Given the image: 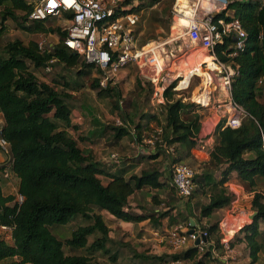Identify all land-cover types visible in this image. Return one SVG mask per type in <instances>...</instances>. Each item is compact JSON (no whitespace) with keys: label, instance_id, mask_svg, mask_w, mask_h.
<instances>
[{"label":"trees","instance_id":"16d2710c","mask_svg":"<svg viewBox=\"0 0 264 264\" xmlns=\"http://www.w3.org/2000/svg\"><path fill=\"white\" fill-rule=\"evenodd\" d=\"M158 2L151 0L150 7ZM32 8L33 3L27 0H0V115L3 120L0 137L7 143L6 150L0 147L5 158L0 165V264H96L93 255L109 254L110 229L105 216L125 223L145 220L158 223L160 218L170 216L175 209L135 214L129 210V198L144 188L159 190L166 186L170 192L176 193L170 186L172 166L190 158L195 160L192 151L197 150L204 108L184 101L180 92L173 90L177 84L175 81L165 89L164 103L157 105L163 120L150 135L144 136L143 126L140 123L134 125L129 115L123 116V126L111 127L114 142L131 136L140 146L152 140L153 146H149L148 152L141 157L145 160L155 161L163 153L169 154L168 183L162 179L164 171L155 168L128 177L126 169L106 171L103 162L96 160L91 150L80 148L69 132L76 130V126L71 119V95L66 89L77 90V81L73 83L74 87L59 80L51 85L40 81L34 73L35 70L49 69L54 63L68 69L79 67L75 72L78 79L87 80L93 71L97 74L98 71L64 45L65 30L45 27L46 21H29ZM219 17L226 21L237 20L247 34L242 51L234 50L235 41L230 37H224L215 46L218 59L235 72L231 81V98L243 109L246 117L236 129L225 127V120L220 121L213 133L214 144L208 158L196 160L203 163L205 171L199 176L195 173L191 195L180 198L176 194L175 197L179 201L186 200L185 204L189 205L194 194L204 195L210 186L223 188L234 176L232 179L251 195L250 204L256 215L249 225L243 226L229 240V246L236 248V245L246 243L251 264H255L262 248L258 243L263 234L259 226L264 223V194L256 190L264 182V95L258 87V82L264 80V0H227V8ZM7 21L29 34H55L58 42L50 48H43L35 41L23 44L14 40L3 45ZM27 23L30 24L27 26ZM234 52L235 55L230 57ZM55 84H62V88L57 89ZM90 87L99 90V98H116L114 107L120 110L121 95L117 87L100 89L96 78L92 79ZM150 118L157 119L154 115ZM129 127L133 128L132 131ZM7 170L17 181L16 197L3 194ZM215 172H219L217 180ZM17 196L23 199L20 204ZM233 198L228 194L210 196L208 203L199 210L200 218L209 219L227 207ZM151 200L155 207L164 203L157 193ZM77 218L87 224L77 227L69 239L61 241L57 229ZM193 220L195 228L206 231L207 240H212L218 223L204 228ZM173 221L174 218L170 217L169 224ZM187 226L190 227L189 220ZM1 227L9 229L2 231ZM89 237L94 238L92 242ZM219 242L216 239L215 249L220 246ZM64 247L85 253L66 254ZM116 257V253L109 255L113 261ZM148 260L205 264L206 260H212V247L203 252L190 247L167 257L134 253L131 264H144Z\"/></svg>","mask_w":264,"mask_h":264},{"label":"rangeland","instance_id":"374dc122","mask_svg":"<svg viewBox=\"0 0 264 264\" xmlns=\"http://www.w3.org/2000/svg\"><path fill=\"white\" fill-rule=\"evenodd\" d=\"M30 3L34 4V0H27ZM151 0H132L128 4V8H136L133 13L139 17V22L133 27L134 33L138 38L139 44H146L151 42H162L169 38L171 33L172 26V15L174 9L178 8L177 4L187 3L185 0H159L158 3L151 6ZM179 2V3H178ZM30 21V20H29ZM30 23H27L28 26ZM45 27L56 28L59 27L64 30L66 23L62 19H50L45 22ZM179 25V24H178ZM19 40L23 44H27L29 41H35L41 44V47H52L58 42V37L55 34H29L22 31L20 28L16 27L11 21L6 22V32L4 34L2 44L7 42ZM184 40V41H183ZM179 41L178 44L186 42V39ZM205 53L201 50H198L195 55L190 57L187 60V64H181L179 71L185 74L188 77V74L191 70L197 68L198 75H194L192 78H186L182 83L181 89L185 86H188L187 89L180 91V97L182 96L184 101L189 103H195L201 107L200 97L201 91L204 84V74L208 70L205 66L199 67L201 62L204 61ZM209 62L208 60H206ZM200 68V69H199ZM79 69H68L61 64H55L49 69L43 68L35 70L34 73L40 81L47 82L51 85L55 83V80L66 81L69 85L74 87V82L77 81L78 88L77 90L66 89L71 99L69 104L72 110L71 119L72 123L76 126V130H70L71 136L77 141L78 146L82 149L91 150L95 159L102 161L104 164V169L108 172H114L119 169H126V177L129 175H139L142 170L147 169H159L163 172V168H166V175L170 171L169 165V154L163 153L155 161H148L144 158L143 152L137 149V143L131 139V136L122 138L119 142H114L112 136L111 127H116L114 124V119L120 118L123 122V116L129 115L134 120V125L140 123L143 126L144 136H148L151 132L158 127V124L163 120L162 115L160 114L159 106L151 103V86L139 74H136L133 69L127 71L126 74L122 76V80L116 86L117 90L120 92V101L118 106L120 110L115 109V99L116 98H104L97 97L99 90H93L90 87L91 81L93 78H97L96 71H93L92 77L84 80L78 79L75 72ZM176 68H172V72H175ZM203 77V78H202ZM183 79H181L182 81ZM177 82V80H175ZM139 82V85L137 84ZM179 83V82H178ZM178 83L176 84L178 87ZM57 89H61V85H57ZM79 85H83L79 87ZM180 85V84H179ZM140 87L142 89H140ZM198 94V95H196ZM218 94L215 93V96ZM199 98V99H198ZM204 98V97H203ZM261 100V99H260ZM262 101V100H261ZM224 109V107H222ZM220 109L218 112H214L212 107L208 106L204 108L201 112L202 121L206 120L208 117H213L218 120L220 117ZM120 111H123L120 113ZM218 113V114H217ZM156 116L157 119H151L150 116ZM124 119V118H123ZM158 122V123H157ZM1 124V121H0ZM108 127L107 129H105ZM132 131V127H129ZM214 140V138H213ZM144 149L148 152L149 145L140 144L139 149ZM145 152V153H146ZM111 155H116L119 159V163H109L111 162ZM201 161V160H200ZM185 164L189 165L197 175H201L204 170L203 163L196 161L192 158L183 161ZM1 163V162H0ZM1 165V164H0ZM7 180L2 186V191L4 195H17V181L14 176L11 175L8 171ZM215 179H219V172L214 173ZM234 177V176H233ZM232 177V178H233ZM168 178V176H167ZM231 178L230 182L226 183L225 187H212L206 189L204 195L199 193L194 194L189 205H186V200L179 201L174 195L173 192L168 191L167 197L171 203H179L182 207L180 212L176 213L174 221L171 222L170 227L177 224L187 226V221L190 218H194L201 227L207 228L209 225L218 223V230L216 235L212 237V241L216 244V239L221 240L225 235V232L221 234L219 223L222 222L223 218L226 215L234 217L239 215L236 220L234 219L233 225H249L253 218V211L251 208V199L246 195V190L244 189V194L240 195L238 199L233 198V201L230 204L214 213L209 219H201L199 216V210L203 205H206L209 201L210 196H215L219 194L229 195L228 185L233 181ZM102 181L106 183V179L101 177ZM166 180V179H164ZM227 188V189H226ZM150 189V188H144ZM195 189V188H194ZM153 189L143 192L142 197L136 203L141 205L144 213H149L152 210H155L156 207L152 205L151 195H149V205L145 201V198L148 193ZM259 193L264 194V182L259 184V188L256 189ZM173 196H172V195ZM227 221H232V218H226ZM106 225L110 229V242L107 244V249H109V254L105 255L102 252L93 255V259L96 264H131V257L134 253H144L154 257H167L165 254L157 252L160 249V244L157 243L158 248L151 247L152 238L148 235L144 228L134 227L131 229L130 224L120 223L109 216H105ZM87 223L77 218L73 222H70L65 227L57 229V236L61 241L69 239L73 230L79 226L86 225ZM231 227L228 229L225 227V230L233 231L236 227ZM262 231V236L258 238V243L261 244V251L259 253L258 261L255 264H264V223H261L260 226ZM54 230V229H53ZM52 230V233L54 231ZM160 231V236L165 235L164 231ZM235 235V234H234ZM154 237V236H152ZM89 241H93V237H89ZM220 245V242H219ZM234 250L237 252L236 262L238 264H251L248 262L250 260L249 249L247 248L246 243L236 245ZM66 254H84L83 250H72L67 247H64ZM116 253V259L110 260L109 255ZM217 253L219 256L224 255V251L221 246L217 248ZM174 255V254H170ZM134 259V258H133ZM136 262L139 260L136 258ZM149 262H144V264H170V262H160L157 260H148ZM134 262V261H132ZM181 264H191L190 261L181 262ZM205 264H221L216 257L212 255V260H206Z\"/></svg>","mask_w":264,"mask_h":264},{"label":"built area","instance_id":"2783aa9c","mask_svg":"<svg viewBox=\"0 0 264 264\" xmlns=\"http://www.w3.org/2000/svg\"><path fill=\"white\" fill-rule=\"evenodd\" d=\"M125 1L34 0L28 19L31 22L62 19L66 23L64 45L71 52L79 55L86 64L95 67L98 71L100 89L116 87L122 76L133 69L150 84L151 102L154 105L164 103L163 93L175 80L179 83L178 87L176 85L173 88L174 91L179 92L188 88L185 86L181 89L179 84L186 78L190 79L198 75V70L197 68L191 70L186 77L179 68L182 63L187 64V60L201 50L205 56L211 58L214 65L213 68L208 67L207 63L199 66H205L208 70L207 73H203L204 84L201 96L204 99L200 102L201 107L210 106L214 112L224 107L219 112L222 116L220 117L225 120L224 126L232 129L240 127L246 114L231 98V81L235 72L215 54L216 44L224 37L233 38L235 51H242L245 47L247 34L241 24L235 19L226 21L219 17L227 8V0H185L187 3L184 8L178 2V8L174 9L172 15L173 24L169 38L162 42L143 45L139 44L133 29L139 22V17L132 12L133 8H128L129 3L126 4ZM180 19H185L186 25L179 26ZM183 39H186V42H183V45L178 44ZM234 55L235 52L229 56ZM173 67L176 68V73L172 72ZM258 87L264 95L263 79L258 82ZM215 93L218 95L215 96ZM220 121H213V117L210 116L201 122L197 150H201L210 142ZM114 124L123 126L119 118L114 119ZM262 141L264 147V140ZM145 143L153 146L152 140H147ZM0 147L4 150L7 147L6 141L1 137ZM111 161L119 163L116 155H111ZM194 175L195 171L185 163L172 166L170 186L176 191L177 196L187 198L191 195ZM227 187L230 195L236 198L239 196L237 190L241 189L240 187L234 186L233 183ZM247 196L251 197L250 194ZM22 200L21 196H17L18 204ZM219 226L224 228L226 224L222 221ZM1 229L7 231L9 228L1 227ZM189 229L190 227L180 224L169 229L165 241L173 253H180L190 247L198 248L203 252L208 247H212V255L221 264H238L235 260L238 254L229 246L230 239L223 237L220 240L224 255L219 256L214 242L207 240L206 231L195 228L194 233L189 235ZM196 241L199 243L196 244Z\"/></svg>","mask_w":264,"mask_h":264},{"label":"crops","instance_id":"0c3cea01","mask_svg":"<svg viewBox=\"0 0 264 264\" xmlns=\"http://www.w3.org/2000/svg\"><path fill=\"white\" fill-rule=\"evenodd\" d=\"M203 99H204L203 97L202 98L200 97V100L199 101L201 102V101H203ZM221 117L218 116V118H220L219 120L223 121L224 119L221 118ZM214 120H216V119L213 118V121ZM219 120H217V121H219ZM0 121H1V124H0V128H1V126L3 124V120H2L1 115H0ZM211 142H214L213 141V138L210 139V142L207 143L201 150H193L192 151V156L195 158V160H203L204 161V160H206L208 158V153L212 150V146H213V143H211ZM138 150H141V152H143V154L146 152L144 149H141V148L139 149V146H138ZM4 161H5V158L0 153V162H1L0 164H2ZM112 163H114V162H112ZM163 171H164V175L162 176V179H166L165 181H167V183H168L169 177L167 178L168 175H166L167 174L166 168H163ZM231 183H233L234 186H238V187L241 188V189L237 190V193H238L239 196L242 195V193L244 192V189H243L242 185L237 180H235V179H233V181H231ZM147 190H151V188L150 189H143V190H141L139 192H136V193H134L129 198V207H130L129 210L131 212H133L135 214H142V213H144V210L142 209L141 205H139L136 202H138L140 200V198L142 197L143 192H147ZM168 191H169V189L166 186H164L162 189H159V190L153 189L150 193H148L147 195H145L146 196L145 201L148 202V206H150L149 205V202H150L149 195L152 196V195H154V194L157 193L158 196H159V198L161 200H164V203L161 204L159 207H156V209L154 210V213H163V212L169 211V209H171L172 207H175V209H173V211H171L170 216H165L163 218H160V220H158V223H156V222L153 223V222H150L149 220H145L143 222L134 223V224L133 223H126V224H130L131 229H133L134 227L144 228L145 231L148 233V235L152 238L150 240L152 242L151 247L153 246V248H158L157 243L160 244V249L157 252H160L161 254H165L166 256H170V254H176V253H173L170 250L169 246L167 245V243L165 241L166 240L165 238L167 236V232L171 228L170 227V224H169L170 223V217L171 218L172 217L175 218L177 216L176 213L177 212H180L181 209H182V207H181V205L179 203H174V202L171 203L168 200L169 198L166 195ZM173 195L176 196V193L174 192ZM238 197L236 199H238ZM239 215H236L234 217H231L229 215H226L223 218L222 221H223V223L226 224V228L227 229H228V227L231 228V227H234L235 226V224L233 225V221H234V219L236 220V218ZM228 217L229 218H232L233 220L232 221L225 220ZM190 219H192V218H190ZM190 219H189V221H190ZM120 223L123 224L125 222H120ZM234 223H235V221H234ZM195 226H196V223H195ZM243 226L244 225H241V224L240 225H237V226H235L236 229L233 230V231L225 230V227H224V228H221L220 231H221V234H223V232H225V235L223 237H226L228 239H231L234 236V234H236ZM159 230L164 231L165 232V235H161L160 236V231ZM152 236H154V237H152ZM181 262H183V261H180L177 264H181ZM248 262H251V259ZM170 264H174V263L173 262H170Z\"/></svg>","mask_w":264,"mask_h":264},{"label":"bare ground","instance_id":"6f19581e","mask_svg":"<svg viewBox=\"0 0 264 264\" xmlns=\"http://www.w3.org/2000/svg\"><path fill=\"white\" fill-rule=\"evenodd\" d=\"M182 5H183L182 8H184L186 6V3H183ZM178 24H179V26H184V25H186V20L185 19H180L178 21ZM203 58H204V61H202L201 64L202 63H207L208 67H212V68L214 67L213 62H212L210 57L204 56ZM206 60H208L209 62H207ZM196 95H198V94H196Z\"/></svg>","mask_w":264,"mask_h":264},{"label":"water","instance_id":"95a60500","mask_svg":"<svg viewBox=\"0 0 264 264\" xmlns=\"http://www.w3.org/2000/svg\"><path fill=\"white\" fill-rule=\"evenodd\" d=\"M255 215H256V213H253V215L251 216V218L254 219ZM194 231H195V222H194L193 219H190V229L188 231V234L191 235V234L194 233ZM198 243H199V241H196V244H198Z\"/></svg>","mask_w":264,"mask_h":264}]
</instances>
